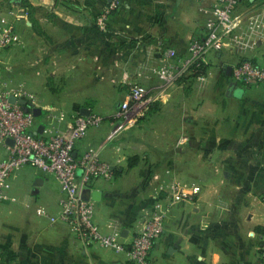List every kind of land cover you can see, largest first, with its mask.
<instances>
[{
    "label": "crops",
    "instance_id": "1",
    "mask_svg": "<svg viewBox=\"0 0 264 264\" xmlns=\"http://www.w3.org/2000/svg\"><path fill=\"white\" fill-rule=\"evenodd\" d=\"M21 1L0 0V15H2L1 11H4L2 9L5 8L7 9L5 14L9 15L8 12L15 8L12 7L13 4L27 11V6ZM25 1L32 5L36 21H32L28 14L14 18L16 30L21 35L23 44H19L16 48L11 68L21 76V80L15 82L17 84L14 85H23L33 92L35 104L42 107V114L35 121L34 131L40 123H44L45 128L55 123L61 114L63 119L57 125L64 127L72 119V115L79 109L81 111L82 107L94 111V108L88 104H80L77 110V102L80 103L81 98L70 95L65 90H88L91 92L85 93L83 98L90 97V100L99 101L98 95L94 92L102 86L99 81L110 79L114 83L127 80L125 82L129 84L135 77L137 78V72L145 64L146 59H153L152 62H156L159 57L161 59L163 54L158 47L159 40H162L164 45L175 48L178 53H186L191 37L204 34L207 10L214 0H117L120 7L112 15L108 30L105 31L98 28L93 16L97 14L106 0H81L83 5L80 10H74L58 0ZM262 3L260 1L255 4V0H240L236 13L242 15L260 13L264 7ZM263 49L264 28L253 47L243 52L238 51L237 55L262 62ZM227 51L222 49L211 52L209 57L220 59L227 55L230 58L228 65H232L234 56ZM33 75H39V78L35 79ZM75 75L79 76L78 81L73 78ZM139 79L149 86L152 81L154 85L162 82L154 75L148 82L145 78L139 77ZM225 80L227 94L241 99L246 87L240 83L232 85V80L227 74ZM183 87L184 82L175 84L168 97L163 96L156 102V137H169L168 125H164L165 113L163 112L169 105L175 107L174 111L179 112V98L175 97V92ZM162 92L160 88L158 94L161 95ZM157 98L158 96L154 100ZM98 101L95 104H98ZM111 107H113L112 104H109L108 113L102 110L103 115L112 114L114 109ZM180 122L181 118L176 113V116L173 115V120L168 122L171 124L170 129L174 125L178 127ZM194 136L192 133H187L181 145L176 146L187 150L188 154L204 153L203 149L197 151L196 146L187 145V141L192 140ZM199 136L205 137L202 133ZM90 145L98 146L101 149V156L111 162L121 157L122 161L118 171L122 170L127 154L119 145H110L106 137L101 136L100 138V134L93 137V134L90 135L88 132L78 142L77 151ZM153 146L152 142L151 144L145 143V147ZM2 151L0 147V154ZM209 151L213 152L212 149ZM227 151L222 150L221 152ZM148 154L151 155L152 150L144 151V163ZM175 154H178L177 151ZM173 159L175 164H178L179 159L177 157ZM139 164L141 163L136 162L133 166ZM171 171L174 173L173 168ZM36 178L37 168L32 165L22 166L11 178L8 193L13 199L4 200L0 204V233L2 235H6L7 238L13 236L15 240L13 230L17 231L18 228L17 234L20 235V226L22 220L25 219L23 220L25 225L21 231L22 238L20 236L18 238L28 242L27 247L35 248L34 243L41 237H44V242H46V237L49 241L52 233L58 231L55 240L61 245V251L64 252L63 257L73 260L75 264H84V253L90 264H135L127 252H116L103 248L97 243L86 244L68 224L52 222L45 215L39 216L36 213L39 205L45 206L51 213L58 209L61 191L57 180L47 173L36 191L34 185ZM115 180V178L112 180L95 179L86 192L92 198L94 189L101 191V199L96 200V219L103 231L108 229V222L115 219L112 211L113 204L114 206L123 205L126 202L118 197L110 196L115 192L119 182L115 183L116 187L114 186L113 189L110 182ZM222 181L218 184L221 185ZM213 184L216 183L209 180L201 182L202 192L194 200L181 201L170 207L165 219V230L156 240L151 252L152 260L156 264H264L261 258V260L258 259L259 234L254 226L248 229L243 236L233 220L235 214L238 213L235 208L240 203H237L238 200L231 194L220 192L218 196L212 195L211 186ZM256 205L260 206L259 201ZM140 206L139 200L132 212L121 217L120 221L117 220L122 231L125 230L127 238L139 228L142 216ZM212 206L219 209V216L210 214ZM146 209L150 212L153 206L149 205ZM14 210L22 219L20 223L10 221L13 214L16 218ZM253 216L254 214L251 220L254 219ZM262 223L264 225V216ZM7 238L3 239L8 244ZM2 246L6 245L2 243ZM35 246L40 249L38 245ZM43 248L46 249L45 245ZM50 258L51 253L48 254V262Z\"/></svg>",
    "mask_w": 264,
    "mask_h": 264
},
{
    "label": "rangeland",
    "instance_id": "2",
    "mask_svg": "<svg viewBox=\"0 0 264 264\" xmlns=\"http://www.w3.org/2000/svg\"><path fill=\"white\" fill-rule=\"evenodd\" d=\"M260 1L263 2L261 5H264V0H255V4ZM112 2L115 5L111 9L106 30H108L112 15L120 7L118 1L106 0L97 12V14L100 13L105 6H109ZM16 6L17 4H13L12 7L15 8L12 9L18 12L21 7L17 8L18 6ZM2 10H4L1 11L4 14L7 9ZM26 14L29 15L32 21H36L33 9L28 8ZM197 36L194 35L191 38ZM20 39V44H23L21 35ZM188 45L186 53H178L180 59L188 55ZM18 46L19 44H16L0 49V81L10 86H19L14 84H17L15 82L21 80V76L11 68ZM223 49L228 50L227 52L234 56L233 63L242 58L251 59L250 57L237 55L238 51L242 52L237 47L227 46ZM262 51L264 52V49ZM33 54H35L34 51ZM226 56H222L220 59L208 57V62L201 71L195 74L184 75L180 79L179 82H184V87L175 92V97L179 98V112L177 110L174 111L175 107L171 105L167 106L163 112L165 113L164 125H168L167 132L170 134L168 138L156 137L157 121L155 109L157 108L156 102L163 96L168 97L175 85L167 86L165 82L154 85L152 81V84L149 86L139 79V77L145 78L147 79L146 82H148L153 75L158 77L155 73L148 70V67L159 65L160 57L156 62H152L153 59H146L145 64L137 72V78L135 77L129 84L125 82L127 80H120V82L114 83L110 79L99 81L103 89L101 86L98 91H94L98 95L99 101L90 100V97L84 99L85 93L91 92L88 90L70 89L65 90V92L81 98V102H77V110L80 108V104H88L94 108V112L102 116L101 124L90 128L86 134L89 132L90 135L93 134V137L100 134V138L101 136L102 138L106 137V140L110 141V145H119V147L124 149L125 154H127L122 170H119L114 177L116 180L110 182L111 187L114 189V186L116 187L115 183L119 181L115 192L110 196L113 198L118 197L121 201H126L123 205L117 204L114 206L113 204L112 211L116 219V221L114 219L115 222L119 224L117 220L120 221L121 217L132 212L135 205L139 203V200L141 203V215L148 212L146 208L149 205H152L154 208L155 202L158 199L156 190L161 179L167 180L169 178L168 180H170L175 178L189 185L198 183L201 189L200 193L202 192L201 182L209 180L216 183L211 186L212 195L218 196L222 192L231 194V196L238 200L237 203L240 204L235 208L238 213L235 212L237 214H235L233 219L235 225L243 236L248 229L254 226L256 232L259 234L258 259H262L264 262V258L261 257L260 252L261 243L264 238V225L262 223L264 216V83L246 85L238 82L246 87L241 99H238L235 95L227 94L225 72L230 58ZM254 61L257 64H264V55L262 62ZM33 77L37 79L39 75H33ZM73 78L77 80L79 76L75 75ZM21 86L25 88L23 85ZM135 86L144 89L140 100L136 103L129 102L127 105L128 110L121 115H117L120 104L128 100L130 95L140 92L139 90H135ZM160 88L163 90L161 95L158 94ZM66 93L65 95H67ZM107 95H110V97H107ZM157 96V100H154ZM96 101H98V104H95ZM109 104L113 106L111 107L114 109L113 113L108 116L103 115L102 110L108 113L107 108H109ZM79 110L78 112H80ZM176 113L180 116L181 122L178 124V127L174 125L170 129L171 124L168 122L171 119L173 120V115L176 116ZM61 120L57 118L55 123H59ZM187 120L189 121L186 123ZM187 133L195 135L192 139L193 141L191 139L187 141V145L196 146L197 151L203 149L204 153L188 154L187 150L176 146L181 145V141L184 136L186 137ZM201 133L205 135L204 138L199 136ZM147 142L150 144L152 142L154 146L151 148L145 147V143ZM90 146L98 148V146ZM210 149H212V153H210L211 151L208 152ZM148 150H152V154L149 155V153L146 156V162L144 163V151L148 152ZM222 150L228 151L221 152ZM176 151L178 154H175ZM135 156L137 157L136 161L134 159ZM174 157L179 159L177 160L178 162L176 161L178 164H175ZM133 160L135 164L136 162L141 164L138 166H133L134 164L129 165L128 162ZM143 163L144 166H142ZM168 168H173L174 173H167ZM221 180H223L222 184L219 185L218 183H221ZM258 201L260 206L256 205ZM14 213L16 218L13 214L10 221L13 223L18 221L20 223L22 219L17 216L18 212L14 210ZM210 214L219 216V209L212 206ZM252 214H254L253 220H251ZM23 220L20 226V235L17 234L19 232L17 227V231L13 230L15 231V240H13V236L7 238L6 235L0 233V247H4L2 243L6 245L4 248L14 255L16 264H75L73 260H67L63 257L64 252L61 251V245L59 241L55 240L58 231L52 233L49 241H47L46 237V242H44V237H41L39 241L35 239V248H31L33 246L27 247L28 242L21 239V231L25 225ZM18 236L21 238L19 239ZM57 237H59V234H57ZM3 238H7L9 243H5ZM35 245H38L40 249ZM44 245L46 249L43 248ZM49 253H51V258L48 262ZM84 264H90L86 253H84Z\"/></svg>",
    "mask_w": 264,
    "mask_h": 264
},
{
    "label": "built area",
    "instance_id": "3",
    "mask_svg": "<svg viewBox=\"0 0 264 264\" xmlns=\"http://www.w3.org/2000/svg\"><path fill=\"white\" fill-rule=\"evenodd\" d=\"M239 0H214L207 10L205 32L202 36L189 41L188 55L180 59L178 52L171 46L158 41L163 56L159 65L148 67L158 78L168 85L180 83L188 74L201 71L207 64L212 51L227 46L237 47L242 52L249 50L257 41L264 28V7L260 13L242 15L236 13ZM115 3L105 6L97 14L96 25L106 30ZM0 15V49L20 44V35L16 30L14 18L24 16L26 11H9ZM233 52V50H231ZM231 80L246 85L264 83V64H257L252 59L242 58L232 63ZM139 93L130 95L119 106L117 115L128 110L129 102H138L144 89L135 86ZM24 97L34 102L33 93L19 86H10L0 81V204L13 199L8 190L11 178L24 165L41 168L52 175L59 183L61 197L55 212L39 205L36 213L47 216L52 222L68 224L86 244L97 243L101 247L116 252H127L135 264H156L151 257L156 240L165 230V219L170 207L181 201H192L200 193L198 183L186 184L172 178L159 180L158 199L154 208L141 216L139 228L131 237L122 236V228L115 221H109L108 229L103 231L96 219V200L86 192L95 179L112 180L122 158L111 162L101 156L100 148L86 147L77 151L78 142L86 132L102 122V116L91 110L89 113L78 112L64 127L53 123L43 132L35 133L36 116L25 111L17 102H10L9 97ZM35 103V102H34ZM62 119V114L58 117ZM12 138L13 143L6 139ZM167 173H171L170 168ZM122 237V238H121ZM121 239V240H120ZM261 257L264 258V238L261 243Z\"/></svg>",
    "mask_w": 264,
    "mask_h": 264
},
{
    "label": "water",
    "instance_id": "4",
    "mask_svg": "<svg viewBox=\"0 0 264 264\" xmlns=\"http://www.w3.org/2000/svg\"><path fill=\"white\" fill-rule=\"evenodd\" d=\"M231 69H232V66L231 65H228L227 68H226V74L229 77L231 76ZM231 84L232 85L233 84H236V82L235 81H232ZM9 101L10 102H17V103H19L21 105V107L25 111H31L34 114V116H36V117H40L41 114H42V107L41 106L35 104L33 101L27 100L24 97L17 98L15 95H11L9 97ZM90 111H91L90 108L82 107L80 112L81 113H89ZM44 128H45L44 123H40L38 125L37 129L35 130V133L43 132ZM6 141L9 144H12L13 143V139L12 138H7ZM45 175H46V171L44 169L37 168V178H36V180L34 182L35 190L36 191H37V187L42 183L43 177ZM92 199H95L97 201L100 200L101 199V191L98 190V189H94L92 191ZM125 235H126V232H125V230H123L122 231V236H125Z\"/></svg>",
    "mask_w": 264,
    "mask_h": 264
},
{
    "label": "trees",
    "instance_id": "5",
    "mask_svg": "<svg viewBox=\"0 0 264 264\" xmlns=\"http://www.w3.org/2000/svg\"><path fill=\"white\" fill-rule=\"evenodd\" d=\"M59 2L63 3L64 5L69 6L70 8L74 9V10H80L81 5H83L81 3V0H58ZM240 1V0H239ZM22 3L25 4V6H27V8H31L32 9V5L30 3H27L25 0H22ZM94 20H96L97 15L93 16ZM252 59V58H251ZM252 61H254L252 59ZM255 62V61H254ZM195 74V73H193ZM137 157L135 156V161ZM135 161H129V165L135 164ZM0 264H16L14 261V255H12L10 253V251L4 247H0Z\"/></svg>",
    "mask_w": 264,
    "mask_h": 264
}]
</instances>
